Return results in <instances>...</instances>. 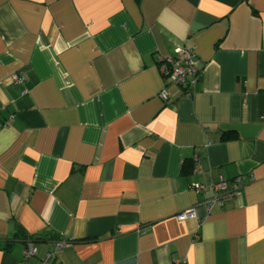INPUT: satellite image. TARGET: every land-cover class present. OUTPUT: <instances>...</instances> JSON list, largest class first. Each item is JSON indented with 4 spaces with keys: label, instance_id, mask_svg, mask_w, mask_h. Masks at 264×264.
<instances>
[{
    "label": "crops",
    "instance_id": "obj_1",
    "mask_svg": "<svg viewBox=\"0 0 264 264\" xmlns=\"http://www.w3.org/2000/svg\"><path fill=\"white\" fill-rule=\"evenodd\" d=\"M183 47L191 97L160 73ZM236 177L209 212L191 189ZM27 239L31 264H264V0H0V264Z\"/></svg>",
    "mask_w": 264,
    "mask_h": 264
},
{
    "label": "built area",
    "instance_id": "obj_2",
    "mask_svg": "<svg viewBox=\"0 0 264 264\" xmlns=\"http://www.w3.org/2000/svg\"><path fill=\"white\" fill-rule=\"evenodd\" d=\"M160 73L168 79L170 85L182 88L183 94L186 97H191L194 93L195 87L199 81L200 72L198 70L195 54L190 48H178L175 51L174 56L167 57L160 63ZM14 81L18 85H22L25 81L24 76H14ZM160 100L167 101L169 99L167 89L164 88L159 93ZM11 119V118H10ZM9 123L7 121L2 126H6ZM251 180V178H249ZM241 186L240 177H236L229 182L219 179L217 182L209 185L208 187L203 185H194L191 189L196 193L205 192L207 189L211 191L210 198L204 200L202 204L205 206L207 212H209L214 206L221 207L224 202L238 194ZM194 208H189L176 216V220L184 221L187 219H194ZM67 245L66 241H56L54 243V251ZM53 251V252H54ZM53 252L46 253L39 261V264H49ZM37 248L32 240L24 241V249L22 252V258L17 264H31L30 259L35 257ZM185 259H181L175 262V264H186Z\"/></svg>",
    "mask_w": 264,
    "mask_h": 264
},
{
    "label": "trees",
    "instance_id": "obj_3",
    "mask_svg": "<svg viewBox=\"0 0 264 264\" xmlns=\"http://www.w3.org/2000/svg\"><path fill=\"white\" fill-rule=\"evenodd\" d=\"M34 241V240H33Z\"/></svg>",
    "mask_w": 264,
    "mask_h": 264
}]
</instances>
